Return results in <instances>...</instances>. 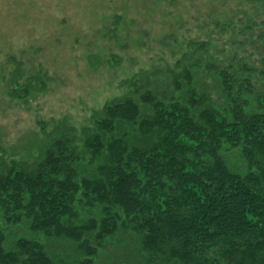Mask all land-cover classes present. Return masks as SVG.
Masks as SVG:
<instances>
[{
	"label": "trees",
	"instance_id": "trees-1",
	"mask_svg": "<svg viewBox=\"0 0 264 264\" xmlns=\"http://www.w3.org/2000/svg\"><path fill=\"white\" fill-rule=\"evenodd\" d=\"M185 33L80 128L0 140V264H264V0ZM5 81L27 104L50 78Z\"/></svg>",
	"mask_w": 264,
	"mask_h": 264
},
{
	"label": "rangeland",
	"instance_id": "rangeland-1",
	"mask_svg": "<svg viewBox=\"0 0 264 264\" xmlns=\"http://www.w3.org/2000/svg\"><path fill=\"white\" fill-rule=\"evenodd\" d=\"M235 5L236 0H0V140L21 154L39 133L38 123L50 127L67 118L80 128L93 111L124 94V81L166 55V36L197 31ZM19 65L25 74L50 78L47 93L27 104L6 97L5 80ZM225 158L237 163L235 154Z\"/></svg>",
	"mask_w": 264,
	"mask_h": 264
}]
</instances>
